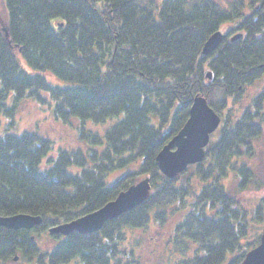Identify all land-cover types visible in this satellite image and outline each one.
I'll return each instance as SVG.
<instances>
[{"label":"trees","instance_id":"1","mask_svg":"<svg viewBox=\"0 0 264 264\" xmlns=\"http://www.w3.org/2000/svg\"><path fill=\"white\" fill-rule=\"evenodd\" d=\"M3 1L9 23L8 35L0 27V114L13 119L9 125L23 99H46L41 91L53 99L57 119L110 124L104 136L81 127L87 148L54 158H47L51 141L37 131L15 134L7 125L0 132V216L43 217L32 230L0 227V264L20 255L35 264H141L136 233L176 216L170 239L182 257L174 264H241L260 233L251 238L246 211L223 179L262 133L264 85L249 107L238 113L237 105L264 78V0H232L228 7L213 0ZM226 23L228 38L203 55L206 40ZM237 32L242 36L232 41ZM19 59L40 73L24 70ZM41 72L66 86L52 85ZM200 95L220 115V126L203 161L170 179L157 155ZM145 178L150 197L101 230L49 233ZM41 232L61 240L41 250L33 235Z\"/></svg>","mask_w":264,"mask_h":264},{"label":"rangeland","instance_id":"2","mask_svg":"<svg viewBox=\"0 0 264 264\" xmlns=\"http://www.w3.org/2000/svg\"><path fill=\"white\" fill-rule=\"evenodd\" d=\"M213 1L222 7H228L231 5L232 0ZM150 2H153L155 5L159 2V0H140L141 4L147 5ZM8 23L9 15L4 1L0 0V27L2 29L6 28ZM230 28L231 24L226 23V25L222 27L221 31L226 33ZM238 33L241 32H237L235 34ZM19 60L24 70L33 74L40 73L31 69L23 59ZM209 72L211 71H208V73ZM41 74H43L52 85L66 86L67 84L56 78L51 73L41 72ZM263 85L264 78L258 79L254 82V84L249 86L245 92H243L241 101L239 102L240 104L237 105L238 113L251 105L252 99L261 90ZM41 95L46 98L44 101H39L38 99H34L32 97H26L20 102V104H22L18 105L19 108L17 107L18 111H16L13 122L14 126L9 125V122H12L13 120L11 117L5 114H0V132H3L5 128H7V125L9 128L8 132L15 134L25 130L39 132L42 136L51 141V150L49 151L47 158L56 157L60 150H75L78 148L85 150L87 148V144L82 141L79 135L81 127L86 130H93L99 135L104 136L105 130L109 127V122L96 123L90 120L82 122L75 118L70 119V121L57 119L53 115L52 111L54 104L53 99L44 91H41ZM8 103H11L10 99ZM214 137L215 136H213V138ZM211 139L212 138H210V140ZM239 162L240 163H237L238 166L234 172L231 173L232 176L223 179V184L226 186L227 190L234 195V197L239 199L238 201H240L242 209L246 211L245 214L249 221L250 235L253 239V237L258 236L259 233L261 235L264 226V212H262L264 210V206L261 211L262 216L257 218L255 216V210L260 205H264V123L262 125L261 135L252 140L250 151L248 153H244V155H242L239 159ZM117 173L118 172L112 173L108 180L112 181L113 178L117 176ZM244 176L245 182L242 186L240 181ZM178 219V216L173 217L172 219L170 218V220L163 225L164 227H161L158 221L152 220L147 226L141 228L136 233V236L140 238V245L137 246V253L141 260V264H174L179 257H182L181 253H179L174 247L173 239L172 241L170 239L174 225ZM33 235L38 248L41 250H50V248L61 240L52 238L48 232H41L40 234ZM186 253L191 256L194 251H192V249L190 250V247L188 246V248L186 247ZM5 264L35 263L34 260L29 261L23 259L20 255L17 260H9L5 262Z\"/></svg>","mask_w":264,"mask_h":264},{"label":"water","instance_id":"3","mask_svg":"<svg viewBox=\"0 0 264 264\" xmlns=\"http://www.w3.org/2000/svg\"><path fill=\"white\" fill-rule=\"evenodd\" d=\"M6 35L8 32L6 28ZM241 33L230 36L232 41L239 39ZM227 37L220 30L214 32L206 40L202 53L207 56L221 45ZM21 51V49H19ZM212 78V73L207 74ZM220 115L209 105L206 97L196 96L189 112V118L182 129L159 151L157 161L161 172L168 178H175L186 168L201 162L206 154V147L211 135L220 126ZM152 193L149 178L142 179L123 190L112 201L106 203L98 210L73 219L59 223L49 229V233L67 236L72 232L90 234L103 228L105 223L112 221L122 214L136 208L146 201ZM41 215L18 213L10 216H0V227L6 229L32 230L42 224ZM18 257H15L17 260ZM241 264H264V226L260 235V242L246 252Z\"/></svg>","mask_w":264,"mask_h":264},{"label":"bare ground","instance_id":"4","mask_svg":"<svg viewBox=\"0 0 264 264\" xmlns=\"http://www.w3.org/2000/svg\"><path fill=\"white\" fill-rule=\"evenodd\" d=\"M218 31V30H217ZM220 31H221V29H220ZM222 32V31H221ZM223 33V32H222ZM242 34V33H241ZM226 38H228V35H227V37Z\"/></svg>","mask_w":264,"mask_h":264}]
</instances>
